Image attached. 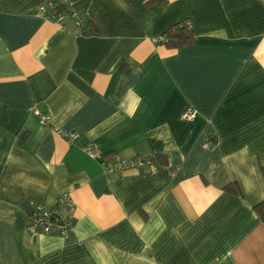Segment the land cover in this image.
<instances>
[{"label": "crops", "instance_id": "0c3cea01", "mask_svg": "<svg viewBox=\"0 0 264 264\" xmlns=\"http://www.w3.org/2000/svg\"><path fill=\"white\" fill-rule=\"evenodd\" d=\"M148 1L0 0V264H264V0ZM64 194L71 229L31 237Z\"/></svg>", "mask_w": 264, "mask_h": 264}, {"label": "built area", "instance_id": "2783aa9c", "mask_svg": "<svg viewBox=\"0 0 264 264\" xmlns=\"http://www.w3.org/2000/svg\"><path fill=\"white\" fill-rule=\"evenodd\" d=\"M63 11L56 16H47V19L50 21H62L65 17H71L76 21V26L80 25V21L75 18L74 14L69 11L68 5L64 2ZM53 5H51V8ZM41 12L46 11V7L42 6L40 8ZM188 28L189 24L186 23ZM157 44H163L164 38L163 35L161 38L155 40ZM39 123L41 125L49 121V116L47 114H39L36 112ZM196 113L193 110H185L180 118L184 121H193L195 119ZM63 137L68 143H72L79 136L76 132H66L63 133ZM212 141H207L204 144V147L212 145ZM85 151L89 153L90 156L96 158L99 156V153L92 149L90 146L85 147ZM152 164L151 159L149 158H134L131 160H123L119 157H116L114 160L104 164V168L111 172H120L124 170H138L147 168ZM73 202L68 194H64L55 203L52 207H45L40 204H36L30 211L27 212V231L31 237L38 235H50L55 232L60 234H65L68 232L74 222L73 216Z\"/></svg>", "mask_w": 264, "mask_h": 264}, {"label": "trees", "instance_id": "16d2710c", "mask_svg": "<svg viewBox=\"0 0 264 264\" xmlns=\"http://www.w3.org/2000/svg\"><path fill=\"white\" fill-rule=\"evenodd\" d=\"M165 0H149L147 2V6L150 5H161L164 3ZM56 15L60 14L63 11V5L59 4L55 9ZM93 35H97L96 31L93 32ZM164 43L163 46L168 49H177L186 47L193 43L194 33L191 27L188 28L185 22L175 24L171 28H169L164 34ZM155 159L158 160L160 164L165 165L166 162L163 158L156 157ZM153 160H151L152 162ZM223 190L227 192H231L234 194H239V190L237 185L233 183H227L225 186L222 187ZM255 213L261 219L264 224V203H260L254 207Z\"/></svg>", "mask_w": 264, "mask_h": 264}]
</instances>
